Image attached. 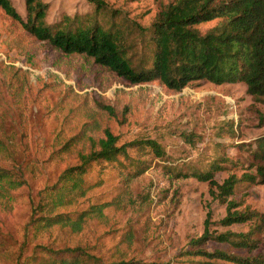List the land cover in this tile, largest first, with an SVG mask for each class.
I'll list each match as a JSON object with an SVG mask.
<instances>
[{
  "label": "rangeland",
  "instance_id": "rangeland-1",
  "mask_svg": "<svg viewBox=\"0 0 264 264\" xmlns=\"http://www.w3.org/2000/svg\"><path fill=\"white\" fill-rule=\"evenodd\" d=\"M10 1L24 20L25 1ZM40 1L47 6V24L92 10L85 0ZM103 1L140 28H149L168 3ZM220 23L214 20L195 28L203 35ZM143 37L136 34L131 39L139 51ZM228 121L238 125L234 138L219 137ZM105 132L119 145L154 140L170 161L129 182L117 170H104L101 185L58 211L88 212L80 231L59 226L41 231L28 225L38 193L63 170L98 150ZM263 136L264 102L248 95L243 84L199 82L178 94L157 83L129 87L89 58L69 57L35 41L0 10V143L5 149L0 166L12 172L20 168L27 183L0 195V264H40L34 252L39 245L79 248L103 264H202L206 260L183 253L201 236L208 213L210 232L216 234L246 233L247 225H213L225 216V206L214 200L207 184L181 176L205 172L219 159L231 164L215 177L218 184L231 175L237 180L243 174L254 175L247 169L248 150H254L255 140ZM142 160L149 162L151 156ZM120 163L125 171L127 165ZM177 173L180 177L173 178ZM232 199L238 212L262 213L264 184L240 182ZM99 208L103 217L96 213ZM203 249L234 253L214 241Z\"/></svg>",
  "mask_w": 264,
  "mask_h": 264
},
{
  "label": "trees",
  "instance_id": "trees-1",
  "mask_svg": "<svg viewBox=\"0 0 264 264\" xmlns=\"http://www.w3.org/2000/svg\"><path fill=\"white\" fill-rule=\"evenodd\" d=\"M24 1V20L10 0H0V10L35 41L69 57L89 58L129 87L157 83L178 94L199 82L214 86L243 84L248 95L264 102V0H168L149 28H140L122 18L116 10H109L103 0H85L92 8L89 14L63 16L52 24L45 22V4L40 0ZM214 20L221 23L206 34L201 35L195 28ZM136 34L144 36L141 51L131 42ZM237 127L228 121L226 129L218 132L219 137L234 138ZM104 136V140L98 141V150L63 170L50 187L38 193L30 206L28 225L41 231L55 226L80 231L88 212L71 215L58 211L101 185L104 170H117L129 182L170 161L154 140L135 139L119 145L108 132ZM254 144V150H248L247 160V169H253L254 175L243 174L239 180L231 175L218 184L215 177L226 169L224 165L231 164L227 159H219L205 172L181 176L207 184L214 200L225 206V216L213 225H247L246 233L216 234L210 232L212 223L208 213L201 236L189 242L184 256L206 260L202 264H264V212L249 209L238 212L235 210L238 205L232 199L240 182L247 186L264 184V136ZM4 152L0 143V158ZM146 156H151L149 162L142 160ZM120 160L127 165L125 171ZM172 177L178 179L180 174ZM26 185L20 168L12 172L0 166L1 196ZM96 213L102 216L100 208ZM210 241L224 244L234 253H208L203 246ZM37 251L40 264H103L79 248L53 249L39 245L34 249Z\"/></svg>",
  "mask_w": 264,
  "mask_h": 264
}]
</instances>
